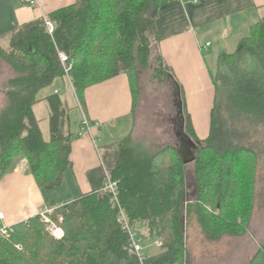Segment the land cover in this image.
Returning a JSON list of instances; mask_svg holds the SVG:
<instances>
[{"label":"trees","instance_id":"16d2710c","mask_svg":"<svg viewBox=\"0 0 264 264\" xmlns=\"http://www.w3.org/2000/svg\"><path fill=\"white\" fill-rule=\"evenodd\" d=\"M167 1L79 0L47 20L0 34V58L15 73L0 112L1 178L24 158L41 190L55 191L64 184L77 134L71 130L73 109L65 106L59 92L39 99L56 81L65 83L69 76L84 105L89 87L122 74L130 78L136 103L140 74L152 62L157 80H167V67L151 49L155 18ZM46 21L56 26L52 36ZM1 42H8V48ZM60 51L69 58L68 75ZM214 83L209 136L201 140L186 118L187 135L201 144L194 163L196 202H187V166L177 149L165 147L151 154L129 135L103 148V165L87 172L91 191L57 208L53 219L63 217V239L54 240L41 217H33L10 227V238H0V264H136L126 250L128 236L118 222L119 207L130 224L161 241L162 252L148 255V264H187L186 218L194 216L205 233L215 232L213 227L227 233L239 227L237 216L250 215L253 208L257 156L239 143L223 146L216 138L217 112L223 106L228 116L224 122L237 133L264 124V17L234 54L220 56ZM42 101L49 108L48 138L35 114ZM106 173L118 183L117 207L111 195L102 192ZM208 206H215V212ZM249 264H264V248Z\"/></svg>","mask_w":264,"mask_h":264},{"label":"crops","instance_id":"0c3cea01","mask_svg":"<svg viewBox=\"0 0 264 264\" xmlns=\"http://www.w3.org/2000/svg\"><path fill=\"white\" fill-rule=\"evenodd\" d=\"M78 2L79 0H38V6H29L23 0H0V34L41 19L47 20L53 12ZM263 17L264 0H168L164 3L155 18L151 45L153 56L160 57L169 72L167 80L158 84L163 86V91L159 95L155 92L152 94L156 100L160 97L165 102L164 105L159 104L161 112L150 105L151 109L144 116L142 108L146 104L144 96L147 85L140 83L141 94L135 103L131 81L126 74L89 87L84 94V105L71 88L75 107H69L68 103L65 106L80 112V121L79 127L75 129L71 122V130L77 134L72 143V166L65 177H69L75 184V196L57 203L51 196L53 191L41 190L30 173L27 160L20 158L12 170L0 177V211L5 215V220L0 221V228H10L28 221L45 208L60 206L90 192L87 172L103 165L100 150L129 135L135 142L140 140L139 145L151 154H156L165 147H178V133L182 128V120L178 114L179 100L183 104L185 132L188 117L197 136L201 140L206 139L211 130L216 91L214 79L220 56L234 54ZM207 43H210V47L205 51L203 47ZM142 75L140 74V79ZM176 84L180 88V96ZM56 91L62 96L63 90L56 88L47 95H43L42 91L39 99ZM45 105L47 103L42 101L35 107L40 125V117L46 113L42 110L39 117L36 108ZM46 109L49 119L48 105ZM83 116L90 123L86 134L80 133ZM147 117L153 123L160 119L162 125V121L167 124L164 130L169 133L168 139L165 134L159 136L166 143H157L159 137H153V127L156 128L157 125H152L147 130L152 134L151 137L141 138L140 126L142 119ZM44 134L46 138L49 137V120ZM186 168L188 171V166ZM192 179L193 176L187 172V196Z\"/></svg>","mask_w":264,"mask_h":264},{"label":"rangeland","instance_id":"374dc122","mask_svg":"<svg viewBox=\"0 0 264 264\" xmlns=\"http://www.w3.org/2000/svg\"><path fill=\"white\" fill-rule=\"evenodd\" d=\"M1 47L7 49L8 42H1ZM153 66L154 63L152 62L150 68L141 73L143 75L141 76L140 83L147 85L145 87L146 90L144 96L146 104L142 108V110H144V116L145 114H148L149 110L151 109L150 105H153L156 111H160L159 104L164 105L165 103L160 97H158L159 99L157 98L156 100L152 95L154 92L159 95L163 91V86H158L160 82L156 80L157 78L154 75ZM14 76L15 73L9 66V64L0 58V109L4 108L7 103V96L5 92L7 83ZM67 82L68 81L66 80L65 83L60 80L56 81V83L52 87L43 91L42 94L47 95L53 92L56 88H61L63 90L61 97L64 103H68L69 107H75V99L72 95L71 86ZM46 107L47 105H45V107L38 106L36 108V113L39 115V117L41 116L42 110H44V112L46 113V115L44 114L42 117H40L42 125L41 127L43 128L45 133L48 129L49 120ZM217 113L219 127L216 138L223 140V146L239 143L241 147H246L256 153L257 167L255 173V194L253 208L250 215L237 216V220L235 221V223H237L239 227H235L233 231L228 233L221 232L216 227H213L215 232L211 231L210 233H205L194 216H192L189 221L186 218V220H184V225L186 228L185 258L187 264H249L254 256L264 248V124H256L250 127L246 126V128L249 127V129L247 128L249 131L237 133L238 129L236 127H234L233 129V126H231V124L227 126V123L224 122V118H227L228 116H226L223 106L220 107ZM143 119L140 126L142 127L141 138L151 137L152 134H149L147 130L152 125H157L156 128L153 127L155 131L153 137H159L162 135L164 136L165 134V138L168 139L167 134L169 133L167 131L165 132L164 130L167 127V124H165L164 121H162V125L160 119L155 121L154 123L151 122L148 117L144 120ZM71 120V122H73V129H75V127L78 128L80 121V112H78L77 110L72 111ZM82 133L86 134L85 132ZM87 136L88 135H86V137ZM163 139L164 138L160 139V137L157 138V143H166V140ZM154 141L156 140L154 139ZM136 143L140 144L141 141L137 140ZM100 152L102 154L103 149H101ZM187 172L188 174H191L193 176V179L189 182L190 190L187 196V202L194 203L198 199L196 165L194 163L188 165ZM74 185L75 184L73 183V181L69 177H66L64 184L60 188H57L55 191H53L51 196L57 203H62L68 198H73L75 196L73 195L75 192ZM55 207L56 210L49 218L56 224H60L59 226L62 227L64 219L61 215L56 216V220L55 218L53 219L54 213L60 206H54L53 208ZM214 210L215 206H208L209 212H215ZM41 221L46 226V230L50 234V236L54 240L60 241V239H56L52 236V234L48 230V225L42 218ZM211 222L214 223L213 220ZM142 232L145 239L144 246L146 248V254L153 256L161 253L162 246L161 248L156 247L154 245V239H149L147 231L143 229Z\"/></svg>","mask_w":264,"mask_h":264},{"label":"built area","instance_id":"2783aa9c","mask_svg":"<svg viewBox=\"0 0 264 264\" xmlns=\"http://www.w3.org/2000/svg\"><path fill=\"white\" fill-rule=\"evenodd\" d=\"M23 2L29 6H38V0H23ZM55 24L51 21H46V29L49 35H53L55 31ZM210 47V43H207L203 48L205 51L208 50ZM60 63L65 67L66 73L68 75L67 66L69 65V58L66 53L59 52L58 53ZM67 77V81L70 84L71 88L73 89L72 83L70 81L69 76ZM74 90V89H73ZM58 93V91H56ZM90 129V123L85 116H83V121L81 124V134L82 132H87ZM102 192L104 194L111 195V201L113 205L116 207L118 206V183L113 181L109 174L106 173V182L103 186ZM56 210V207L45 208L40 211L39 216L46 222L48 225V230L52 234L53 237L56 239H63L65 233L60 224H56L52 220H50V216ZM5 220V215L3 212L0 211V221L3 222ZM118 222L121 224L123 230L127 233L128 242L126 245V250L133 256L136 257V264H148L149 257L146 254L145 246H144V235L141 228L138 225L130 224L129 219L127 218L123 209L119 207L118 213ZM12 230L9 227L3 226L0 228V238L8 239L11 236ZM154 245L158 248H161L162 244L161 241H155Z\"/></svg>","mask_w":264,"mask_h":264},{"label":"water","instance_id":"95a60500","mask_svg":"<svg viewBox=\"0 0 264 264\" xmlns=\"http://www.w3.org/2000/svg\"><path fill=\"white\" fill-rule=\"evenodd\" d=\"M176 87H177V92L180 96V88L177 84H176ZM178 114L182 120V128H181V132L178 133L179 144H178V147H176V149L182 159V163L185 166H188L197 161L198 159L197 152L199 151L201 144L199 142L194 141L185 132V119L183 116V104H182V101L180 100L178 101Z\"/></svg>","mask_w":264,"mask_h":264}]
</instances>
